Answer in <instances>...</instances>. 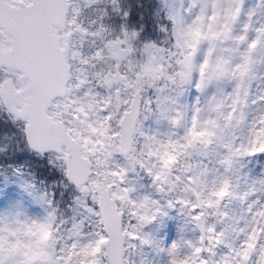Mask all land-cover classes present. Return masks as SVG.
Returning <instances> with one entry per match:
<instances>
[{"label":"snow or ice","instance_id":"snow-or-ice-1","mask_svg":"<svg viewBox=\"0 0 264 264\" xmlns=\"http://www.w3.org/2000/svg\"><path fill=\"white\" fill-rule=\"evenodd\" d=\"M0 264H264V0H0Z\"/></svg>","mask_w":264,"mask_h":264}]
</instances>
